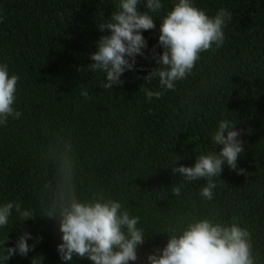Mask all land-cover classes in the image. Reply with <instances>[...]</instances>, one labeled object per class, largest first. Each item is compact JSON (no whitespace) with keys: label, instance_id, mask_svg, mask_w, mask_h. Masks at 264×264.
I'll list each match as a JSON object with an SVG mask.
<instances>
[{"label":"trees","instance_id":"trees-1","mask_svg":"<svg viewBox=\"0 0 264 264\" xmlns=\"http://www.w3.org/2000/svg\"><path fill=\"white\" fill-rule=\"evenodd\" d=\"M161 2L160 11L149 13L155 29L142 32L145 56L122 74V84L106 89L105 74L87 65L95 42L109 34L98 27L119 0H0V64L9 76H19L13 107L22 113L0 125V205L19 202L37 215L21 221L13 209L8 227H0V240L8 235L5 247H14L25 232L32 237L28 244H35L27 256L14 255L6 264H36L42 257V264H92L77 256L62 261L58 222L42 218L50 191L45 185L55 189L66 144L72 146L79 199L103 195L140 218L146 242L129 264H148L146 257L166 246L164 232L193 218L247 229L254 264H264V0H191L209 17L223 7L233 18L223 29L222 46L202 52L174 90L143 79L156 67L153 48L163 51L160 24L178 0ZM145 5L141 0L139 9L148 11ZM145 88L163 95L149 100ZM225 119L244 130L237 160L244 174L225 164L220 178H213L212 200H205L200 192L206 180L185 181L172 168L219 153L222 146L215 148L212 135ZM178 183L177 197L172 186Z\"/></svg>","mask_w":264,"mask_h":264},{"label":"clouds","instance_id":"clouds-1","mask_svg":"<svg viewBox=\"0 0 264 264\" xmlns=\"http://www.w3.org/2000/svg\"><path fill=\"white\" fill-rule=\"evenodd\" d=\"M140 3L141 0H119L117 10L98 27L109 34L95 42L97 51L90 54L93 63L87 68L93 73L105 74L106 89L122 84V74L134 70L137 56H145L143 50L147 48V41L142 32L155 29L154 18L149 13L160 11L163 5L161 0H146L148 11H141ZM232 18L233 13L223 7L214 17H209L191 0H178L160 24L158 45L163 51L157 54L153 48L156 67L143 77L145 84L158 79L162 90H174L176 82L186 79L192 72L202 52L212 49L213 44L217 48L222 46L223 29ZM18 80V75L9 76L6 64H0V125L6 124L9 117L18 119L22 115L13 107ZM144 91L149 100L163 95V91L147 88ZM81 95L89 98L86 90H82ZM243 131L236 130V123L231 120H221L212 135L215 148L222 146L219 153L200 154L194 166L176 165L172 171L185 181L206 180L200 195L212 200L216 187L213 178H220L225 164L238 174H244L243 169L237 168L238 157L244 152V141L238 138ZM71 152V144H66L54 174L58 177L55 189H51V183L45 185L50 191L46 194L48 200L42 218L58 222L62 234V243L57 245L60 259L71 262L77 256L89 259L92 264L136 261L138 247L146 242L144 230L137 227L140 218L130 217L121 203L105 199L103 195L94 193L90 201H81L74 183ZM182 187L180 183L172 186L173 194L178 197ZM13 209L21 221L37 216L23 210L19 202H8L0 205V227H8ZM164 233L169 236L166 246L149 254L148 264H254L250 232L235 223L225 225L207 218H193L186 227L170 228ZM31 238V234L25 232L14 247H5L8 235L0 240V264H6L17 254L27 256L35 247L27 242ZM42 239L37 238V242ZM42 260L43 257L36 264H42Z\"/></svg>","mask_w":264,"mask_h":264}]
</instances>
